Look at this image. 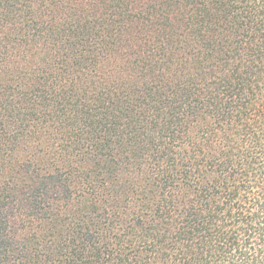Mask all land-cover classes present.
<instances>
[{"label":"trees","instance_id":"16d2710c","mask_svg":"<svg viewBox=\"0 0 264 264\" xmlns=\"http://www.w3.org/2000/svg\"><path fill=\"white\" fill-rule=\"evenodd\" d=\"M0 264H264V0H0Z\"/></svg>","mask_w":264,"mask_h":264}]
</instances>
